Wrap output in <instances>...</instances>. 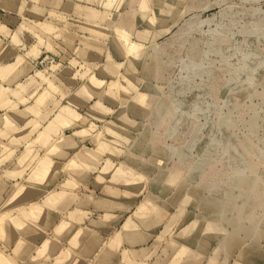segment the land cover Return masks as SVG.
<instances>
[{
  "label": "rangeland",
  "instance_id": "1",
  "mask_svg": "<svg viewBox=\"0 0 264 264\" xmlns=\"http://www.w3.org/2000/svg\"><path fill=\"white\" fill-rule=\"evenodd\" d=\"M0 56L12 96L74 110L44 131L96 135L104 193L136 187L149 255L264 264V0H0Z\"/></svg>",
  "mask_w": 264,
  "mask_h": 264
},
{
  "label": "crops",
  "instance_id": "2",
  "mask_svg": "<svg viewBox=\"0 0 264 264\" xmlns=\"http://www.w3.org/2000/svg\"><path fill=\"white\" fill-rule=\"evenodd\" d=\"M24 72L20 67L12 80H0L8 89L0 134H9L7 129L11 136L0 145V264H170L153 252L149 255L151 247L137 236L152 234L157 223L134 218L139 207L136 187L126 195L104 193L97 180L103 178L101 171H95L103 167L75 159L90 150L96 135H83L90 130L76 124L69 136L61 137L58 128L52 134L44 131L61 118L68 124L74 110L54 115L60 100L54 93L43 105L38 104L39 95H11ZM64 185L70 187L64 190ZM143 250L146 257L139 256Z\"/></svg>",
  "mask_w": 264,
  "mask_h": 264
},
{
  "label": "bare ground",
  "instance_id": "3",
  "mask_svg": "<svg viewBox=\"0 0 264 264\" xmlns=\"http://www.w3.org/2000/svg\"><path fill=\"white\" fill-rule=\"evenodd\" d=\"M34 53H35V52H34ZM20 60L22 61V59H20ZM16 63H17V62H16ZM19 63H20V62H19ZM10 67H11V66H10ZM17 67H18V66H17ZM14 69H15V68H14ZM14 69H13V68L9 69V70H10V73H11L12 70H13L14 72H16ZM3 70H4V69H2V71H3ZM9 70H8V72H9ZM6 72H7V71H6ZM6 75H8V74H6ZM90 80H91V84H92V83H93V85H97V84H98V81H96L95 79H90ZM98 85H100V84H98ZM91 86H92V85H91ZM101 87H103V86H101ZM99 88H100V86H99ZM99 88H98V89H99ZM117 89H118V87H117ZM66 108H67V107H66ZM60 110H61V109H60ZM62 110H65V112H66V109H62ZM58 111H59V110H58ZM70 111H71V110H70ZM61 112H62V111H61ZM61 112H59V115H60ZM63 112H64V111H63ZM71 112H72V111H71ZM73 112H74V111H73ZM62 114H64V113H62ZM68 114H69V113H68ZM68 114L65 113V115H67L68 117L71 116V115H74V114H71V115H68ZM59 115H58V116H59ZM60 116L63 117L62 115H60ZM67 116H64V117L67 118ZM59 118H60V117H59ZM66 118H65V119H66ZM71 118H72V116H71ZM71 118H69V119H71ZM67 119H68V118H67ZM67 119H66V121H67ZM59 120H60V119H59ZM61 121L63 122L62 118H61ZM66 121H65V122H66ZM65 124H66V123H65ZM49 125H50V124H49ZM52 125H53V124H52ZM52 125H50V126H52ZM63 141H64V139H63ZM68 142H69V141H68ZM44 160H45V159H44ZM42 165H46L45 162H43ZM48 165H49V163H48ZM46 166H47V165H46ZM36 173H37V172H36ZM3 221H4V220H3ZM3 221H2V222H3ZM0 222H1V221H0Z\"/></svg>",
  "mask_w": 264,
  "mask_h": 264
}]
</instances>
